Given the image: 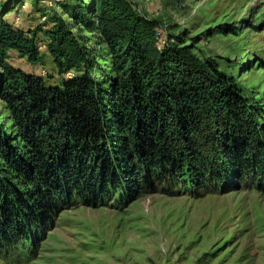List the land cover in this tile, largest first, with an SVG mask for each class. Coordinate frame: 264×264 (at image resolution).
I'll return each instance as SVG.
<instances>
[{
  "label": "trees",
  "instance_id": "obj_1",
  "mask_svg": "<svg viewBox=\"0 0 264 264\" xmlns=\"http://www.w3.org/2000/svg\"><path fill=\"white\" fill-rule=\"evenodd\" d=\"M23 1L0 6V257L31 261L69 208L125 207L161 186L264 193L263 112L215 62L179 36L161 41L160 22L130 0L38 2L46 20L28 31L6 19ZM11 51L32 65L48 54L69 78L49 85ZM101 58L109 70L97 77Z\"/></svg>",
  "mask_w": 264,
  "mask_h": 264
},
{
  "label": "rangeland",
  "instance_id": "obj_2",
  "mask_svg": "<svg viewBox=\"0 0 264 264\" xmlns=\"http://www.w3.org/2000/svg\"><path fill=\"white\" fill-rule=\"evenodd\" d=\"M4 1L0 0V6ZM43 1L47 2L24 0L21 11L11 10L6 19L20 28L35 29L46 20L37 13L36 5ZM56 1L72 0L47 4L54 8ZM130 2L138 13L160 22L161 41L175 43L172 36H179L178 45L215 62L263 112L259 120L264 124V0ZM85 36L92 47L94 37ZM40 48L46 53L43 44ZM45 55L38 65L13 53L9 61L49 85L60 86L69 76L59 73ZM99 65L96 75L102 77L109 65L102 58ZM7 114L0 102V121ZM10 257H0V264H17L15 256ZM24 264H264V193L244 185L196 198L185 192L166 193L161 186L157 193L143 195L125 207L69 208Z\"/></svg>",
  "mask_w": 264,
  "mask_h": 264
},
{
  "label": "crops",
  "instance_id": "obj_3",
  "mask_svg": "<svg viewBox=\"0 0 264 264\" xmlns=\"http://www.w3.org/2000/svg\"><path fill=\"white\" fill-rule=\"evenodd\" d=\"M44 2V3H43ZM43 2H40L39 4H41V6L40 5H38L39 7H42V4H44L45 6H46V2L45 1H43ZM44 7V6H43ZM38 14H40L39 12H37ZM38 14H36V15H38ZM27 24H31L30 22L29 23H27ZM20 27V26H19ZM21 28L23 29V30H26V31H28V30H33L34 28L33 27H27V28H24V26L22 25L21 26ZM11 53H13V54H16V55H18L16 52H14V51H11L9 54H11Z\"/></svg>",
  "mask_w": 264,
  "mask_h": 264
}]
</instances>
